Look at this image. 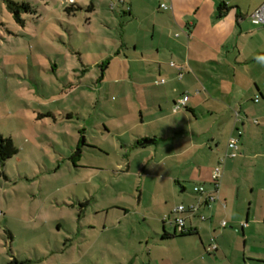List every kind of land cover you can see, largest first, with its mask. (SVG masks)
I'll use <instances>...</instances> for the list:
<instances>
[{"label":"crops","instance_id":"1","mask_svg":"<svg viewBox=\"0 0 264 264\" xmlns=\"http://www.w3.org/2000/svg\"><path fill=\"white\" fill-rule=\"evenodd\" d=\"M62 1L68 15L82 4L91 7L90 33H101L100 27L121 31L113 57L95 66L103 68L99 81L122 68L113 79L121 83L122 111L130 123L120 136L126 137L122 163L128 175L156 179L154 194L164 206L153 214L163 232H146L159 251L150 264H264V252L248 250L258 244L264 249V238L257 242L252 234L264 225V28L250 18L264 0ZM222 3L229 8L219 15ZM155 10L164 12L159 20ZM148 18L155 23L145 31ZM100 20L96 28L93 22ZM134 24L138 28L129 30ZM185 96L187 107L175 112ZM238 130L243 134L230 157L228 144ZM187 163L188 172L177 171ZM216 167L223 172L219 199L208 204L216 194ZM200 185L204 193L194 192ZM179 205L196 208L182 214L184 233L169 215ZM211 238L215 253L208 251Z\"/></svg>","mask_w":264,"mask_h":264},{"label":"rangeland","instance_id":"2","mask_svg":"<svg viewBox=\"0 0 264 264\" xmlns=\"http://www.w3.org/2000/svg\"><path fill=\"white\" fill-rule=\"evenodd\" d=\"M13 1L36 13L18 23L0 0V137L18 149L0 161V264H150L159 251L146 232H163L153 219L161 197L156 179L128 175L122 163L130 123L113 82L122 68L99 81L95 66L113 57L121 31L107 33L100 20L101 33H90L88 5L68 15L62 0ZM252 234L264 238V225Z\"/></svg>","mask_w":264,"mask_h":264},{"label":"built area","instance_id":"3","mask_svg":"<svg viewBox=\"0 0 264 264\" xmlns=\"http://www.w3.org/2000/svg\"><path fill=\"white\" fill-rule=\"evenodd\" d=\"M72 1L73 0H71V2ZM162 8L167 9V6L162 5ZM250 18H251V21L255 25H258V26H261V27L264 28V2L262 3V5L256 11H254L252 13ZM172 65H174V64H172ZM258 100L259 99L257 98L256 101H258ZM186 107H187V96L180 98L175 103L174 111L175 112L181 111V110H184ZM242 134H243L242 131L238 130L237 131V136L231 137V139L229 141V144H228V147H229V149L232 152L228 156H230V157H235L236 156L235 150L238 148L239 137H241ZM221 177H222L221 168L220 167H216L213 170V173H212V179H213L214 187H215V190H216V194L209 195L207 197V203L208 204H211V203H213V202H215L216 200L219 199V195L217 193H218V190H219V187H220V179H221ZM204 191H205L204 186L200 185V186L194 187V192H196V193H204ZM195 209L196 208L194 206H190L189 208H187L184 205H179V206L174 208L173 213H172L174 215L173 223L176 225L177 229L181 233H184V232L187 231L185 220H184L182 214L186 213L188 211L189 212L190 211H195ZM221 224H222V226H226L227 222L226 221H222ZM217 250H218V245H217V243L215 241V238H211V242H210L208 251L210 253H215Z\"/></svg>","mask_w":264,"mask_h":264},{"label":"trees","instance_id":"4","mask_svg":"<svg viewBox=\"0 0 264 264\" xmlns=\"http://www.w3.org/2000/svg\"><path fill=\"white\" fill-rule=\"evenodd\" d=\"M228 6L225 3H222L218 7L219 15H223L227 12ZM7 9L14 16L15 20L18 23L23 24V19L21 18L22 13H33L34 9L32 6L25 2H15L8 0ZM67 12H70V9H67ZM18 149L15 147L14 142L11 138L0 137V161H4L16 155Z\"/></svg>","mask_w":264,"mask_h":264},{"label":"water","instance_id":"5","mask_svg":"<svg viewBox=\"0 0 264 264\" xmlns=\"http://www.w3.org/2000/svg\"><path fill=\"white\" fill-rule=\"evenodd\" d=\"M144 144H148V143H151V141L150 140H148V141H144L143 142ZM84 144V139H83V141H82V145Z\"/></svg>","mask_w":264,"mask_h":264}]
</instances>
